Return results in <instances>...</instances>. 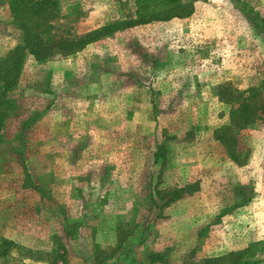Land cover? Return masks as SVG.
<instances>
[{"label":"rangeland","instance_id":"1","mask_svg":"<svg viewBox=\"0 0 264 264\" xmlns=\"http://www.w3.org/2000/svg\"><path fill=\"white\" fill-rule=\"evenodd\" d=\"M10 1L0 0V59L20 41ZM133 1L52 0L38 24L73 40L136 18ZM179 8L181 18L67 58L25 60L0 143V264L57 255L65 264H144L165 248L169 264H264V126L247 131L242 165L212 137L228 119L217 86L244 91L248 103L264 95V0ZM163 131L168 166L150 184Z\"/></svg>","mask_w":264,"mask_h":264},{"label":"trees","instance_id":"2","mask_svg":"<svg viewBox=\"0 0 264 264\" xmlns=\"http://www.w3.org/2000/svg\"><path fill=\"white\" fill-rule=\"evenodd\" d=\"M50 5H53L52 0H11L8 4L9 10L14 14L16 20L21 21L19 23L21 35L20 41L0 59V143L2 142L4 123L14 113L15 104L10 95L17 86L21 69L27 58H30L37 65L45 64L54 57L64 59L79 53L95 41L109 37L114 33L148 23L181 18L186 14L179 8L180 0H134L133 7L137 14L136 18L107 24L97 30L87 32L77 39L64 40L53 39L45 35V27L38 24L45 19V15H48ZM28 22L31 25L25 24ZM214 96L219 102L227 106L228 119L212 132L213 140L224 148L230 161L236 165H242L243 159L247 157L249 150L245 146V140L248 137L247 131L252 130L256 125L264 126V95L261 96L258 104L248 103L244 91H238L227 84H223L215 88ZM169 139L166 132L163 131L161 142L152 153V164L156 169L151 173L153 175L150 176V184L167 169L169 155L166 143ZM24 174L28 180L27 172L24 171ZM154 189L155 187L153 188L152 185L150 201L155 207L154 201L158 193ZM179 192L181 191L173 193L175 196L172 199L176 198ZM248 201L249 196L241 197L237 206H243ZM118 247L119 245L114 248L115 251ZM169 252V248L150 252L146 254L144 264H169ZM57 257L58 255L53 258L51 264H58ZM58 259L60 264H65L63 256ZM248 263L247 259L242 260L238 256L233 261L228 262V264Z\"/></svg>","mask_w":264,"mask_h":264}]
</instances>
